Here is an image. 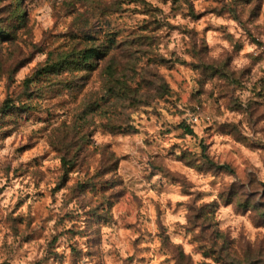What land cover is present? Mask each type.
I'll return each instance as SVG.
<instances>
[{
    "label": "rangeland",
    "instance_id": "1",
    "mask_svg": "<svg viewBox=\"0 0 264 264\" xmlns=\"http://www.w3.org/2000/svg\"><path fill=\"white\" fill-rule=\"evenodd\" d=\"M0 264H264V0H0Z\"/></svg>",
    "mask_w": 264,
    "mask_h": 264
},
{
    "label": "trees",
    "instance_id": "2",
    "mask_svg": "<svg viewBox=\"0 0 264 264\" xmlns=\"http://www.w3.org/2000/svg\"><path fill=\"white\" fill-rule=\"evenodd\" d=\"M60 65H61V63L60 64L59 63H55V64L51 65L49 68L50 69L56 68V67H59ZM184 128L187 131V133H190V134L193 133V130L189 126L184 125Z\"/></svg>",
    "mask_w": 264,
    "mask_h": 264
}]
</instances>
